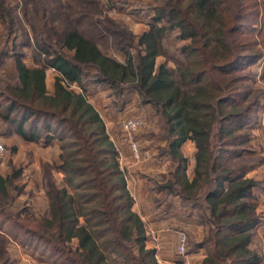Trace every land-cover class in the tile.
Instances as JSON below:
<instances>
[{
    "label": "trees",
    "instance_id": "trees-1",
    "mask_svg": "<svg viewBox=\"0 0 264 264\" xmlns=\"http://www.w3.org/2000/svg\"><path fill=\"white\" fill-rule=\"evenodd\" d=\"M35 2L22 0V6L34 9ZM97 3L65 0L61 7L72 19L58 32L40 30L38 36L31 22L35 67L26 68L22 53L15 51L16 72L0 76V120L27 142L55 140L60 150L59 163L44 166L47 210L40 215L28 207L8 209L22 172L0 174V264H11L6 245L17 238L12 228L45 246L50 264H159L155 250L145 245L144 223L131 210L124 171L104 121L86 98L87 84H107L115 96L123 88L135 91L162 119L167 143L159 153L174 165L159 188L190 204L206 228L197 245L205 251L200 264H264L250 249L252 231L260 222L253 198L258 183L244 177L245 164L235 166L246 155L261 100L250 71L263 58L261 41L254 35L259 3L158 0L151 9L154 23L139 36L116 30L108 21L114 28L109 34L105 27H95L92 35L79 29ZM174 29L188 42L170 68L162 39ZM99 42L120 51L122 60L107 54ZM6 55L1 52L0 58ZM159 56L165 62L157 65ZM48 69L57 74L51 94L45 89ZM86 71H94L89 80ZM72 83L82 92L70 90ZM186 140L195 146L190 177L179 152ZM53 171L63 175L61 185Z\"/></svg>",
    "mask_w": 264,
    "mask_h": 264
},
{
    "label": "rangeland",
    "instance_id": "rangeland-1",
    "mask_svg": "<svg viewBox=\"0 0 264 264\" xmlns=\"http://www.w3.org/2000/svg\"><path fill=\"white\" fill-rule=\"evenodd\" d=\"M64 1L65 0H36L35 8L32 9V5L23 7L20 4H16V2L12 0H0V5L3 9V15L0 16V53L4 52L7 54L6 58H0V60H3V64L0 66V76L7 75L6 73H4L3 69H5L8 65L6 64L8 61H10V64L11 61L13 62V53H15V51H17V53H22V59L26 55V50H31L32 60L34 64L36 63V57L33 52L34 40L32 38L34 34L32 33V30L30 28L31 22H33L36 26L37 35L39 34L40 30L45 31V33H51V28L55 32H58L60 29L69 26L68 23L72 19V17L71 19H68L66 15H64L65 12L61 7V3H63ZM256 1L260 6L259 11L260 9L263 11V19L264 0ZM157 2L158 0H98V3L94 6L92 5V7L90 8V20H82V22H80L77 27L85 32L90 31V35H92V29H94L95 27L100 28L101 30L109 28V30L104 32L109 34L110 31L114 29L112 26H110V24H108V22H111L114 26H116V30L124 29L127 32L129 31L134 36H139L141 34L139 33L141 26H134L132 22L135 20H132L133 18H131V16H136L134 19H147L144 14H142L141 17H137V14L141 13L139 11H142L143 13L151 11L152 7L155 6ZM37 7H40L39 9L42 10L40 14L35 15V12L33 11ZM261 23L262 26L260 28L263 27L264 19ZM255 25L254 35L257 36L260 41H262L259 33L256 31L259 28H255ZM51 41L48 40L49 43H51ZM52 42L54 43V41ZM109 42H111V40H109ZM99 43L103 45L102 42ZM169 43L170 44L168 46V50L166 51L167 54L171 57L172 61H169L168 66L170 68H173V60L181 59L180 55L177 53L178 49L180 48V44H178L174 38H171ZM25 46H27V48ZM259 47L264 52V45L262 43H260ZM102 48L107 54L113 56L119 61L122 60L123 55L116 48L111 46L107 48V45H103ZM64 54L67 57L71 56V53L67 51H65ZM164 62L165 57L160 56L157 59L156 64L158 65ZM85 73V79L89 80L93 77V73L91 71H86ZM258 80L262 83L263 89L260 90L254 85L255 77L252 83V87L254 89L262 92L260 106L257 112V120L264 117V106H262L264 104V82L261 78ZM45 84L48 85L46 86V91L50 92V86L52 84V76L50 73L48 74ZM124 89L125 91H127L126 88ZM75 91L79 92L78 90ZM111 94L113 96L115 95V91L113 89L111 90ZM114 99H117L119 101L120 98L114 96ZM133 118H139L144 121V126L137 130L134 138H140L144 142L148 143V145L152 146V149H154V146H158L159 141H161L165 136L162 119L159 116H155L150 120L148 117L144 118L136 114L130 117V119ZM256 122L251 125L250 128L251 139L244 149L246 155L236 161L235 166L245 164L247 168L245 169L244 177L252 178L258 183V186L253 191V198L254 202H256V215L258 216V218H260V222L252 231L250 249L257 252L264 261V126L255 127ZM122 123L123 122H121V124ZM121 124L119 125L120 129ZM9 129L10 126L0 120V143L4 148V153L0 157V174L2 176H6L8 174H12L15 170H20L22 173L21 177L18 180L14 181V199L12 204L7 203V205L9 204L8 209L12 212H17L23 207H28L32 212H35L37 204L39 203L35 199L37 178L33 173H38L37 169H40L41 181L43 186L44 177L46 176L44 166L45 164H49L45 162V159L49 161L52 158V154L50 150H43L38 143H34L37 144L36 146H31L29 145V142L23 139L21 141L20 138H17V134L11 133ZM152 152L156 151L150 150L149 153L151 157ZM34 167L38 168L34 170ZM55 177L57 179H60V176L56 174L55 176H53L54 181L56 179ZM6 227L9 230L11 228V225L7 224ZM12 231L17 235V238L8 239V243L6 245L11 257V264H50V260H48V256H46L49 253L46 252L47 248H45V246L35 240H31L29 237L25 236L23 232L17 229L12 228ZM183 231L187 236V251L189 254V251L195 247V244L200 243L204 239V237L202 239H197L198 241L196 240L194 242L189 240V234L194 238V235H198V232L196 230H193L192 228H185L180 232ZM180 232H178V234ZM42 255L45 257V261L42 259Z\"/></svg>",
    "mask_w": 264,
    "mask_h": 264
},
{
    "label": "crops",
    "instance_id": "crops-1",
    "mask_svg": "<svg viewBox=\"0 0 264 264\" xmlns=\"http://www.w3.org/2000/svg\"><path fill=\"white\" fill-rule=\"evenodd\" d=\"M139 12L141 13H138L137 17H141L142 14H144L147 19H134L136 16H131V18H133L132 20H135L132 24L134 26H141L139 33H143L148 31L150 26L154 23L152 20L154 14L152 10L145 13L142 11ZM156 25L159 27L162 23L160 22ZM263 27L259 28L257 32L262 40L261 43L264 45ZM178 36L179 31L176 29L169 30L165 33L162 39V48L166 53L171 38H174L175 41L180 44V47L188 42L180 40ZM25 47L27 48V46ZM179 49L177 51L178 54ZM159 57L156 58V62ZM21 61L28 69L35 67L31 50H26V55ZM6 64L8 65L3 69L4 73L13 74L16 72L14 60L13 62L11 61V64L10 61ZM91 72L94 73V71ZM251 72L255 77L254 85L260 90L263 89L262 83L258 79L261 78L264 82V52L263 58L251 67ZM49 73L52 76V84L50 86V92H47L51 94L53 92L56 73L52 69H48L46 71L45 82ZM46 86L48 85L45 84V89ZM74 88L75 90H80L79 86L76 84ZM85 90L88 102L94 107L104 121L106 133L115 149L118 151V156L120 157L119 166L127 177L126 187L132 198L131 210L137 214L144 223L146 247L155 250V258L159 264H179V260L175 255L178 232L185 228L196 230L198 235H194V238L189 234V240L195 242L197 239H202L206 235V228L198 222L196 211L190 204L183 202L178 196L168 194L164 189L159 188L169 177V172L174 165L169 156L159 153V149H163L167 142L162 139L159 141L158 146H154V149H152V146L148 145V143L140 138H134L138 144L140 153L144 151L150 152V150L156 151L151 153L152 157L150 156L149 159L135 162L132 158L125 134L119 126L121 122L130 119V117L135 114L144 118L148 117L151 120L155 116L157 117L154 109L151 105L143 104L139 94L132 90L127 89V91H125L123 88L121 94L117 96V98H120L119 101L114 99L115 95L113 96L111 94L112 88L107 84H87ZM262 106H264V104ZM17 138H20L22 141L20 136L17 135ZM29 145L36 146L37 144L29 142ZM40 147L43 150L51 151L52 158L49 161L45 159V162L50 165L59 163V142L54 140L48 144H40ZM179 152L186 159L185 175L190 177L194 167L195 146L193 142L190 140L183 142L180 145ZM37 168L38 167H34V170ZM37 170L38 173H33L37 178L35 199L39 203L35 209V214L40 215L47 210V200L42 186L41 171L39 168ZM56 174L60 176V179L55 177V183L61 185L63 175L53 171V176ZM197 245L198 243L189 251L191 264H200L205 257L204 249L197 247Z\"/></svg>",
    "mask_w": 264,
    "mask_h": 264
},
{
    "label": "built area",
    "instance_id": "built-area-1",
    "mask_svg": "<svg viewBox=\"0 0 264 264\" xmlns=\"http://www.w3.org/2000/svg\"><path fill=\"white\" fill-rule=\"evenodd\" d=\"M12 1L16 2V4L22 5L21 0H12ZM262 17H263V11L260 9L258 15V21L256 22L255 28L256 27L260 28L262 26L261 23L263 20ZM74 87H75L74 83L69 85V89L72 91H75ZM79 92H82V90L80 89ZM143 126H144V121L139 118L128 119L121 124V130L124 132L126 136L132 154V158L135 162H139L141 160H147L150 158V153L148 151H144L140 153L138 144L134 139V135L136 134L137 130ZM256 126H264V117L259 118L257 120L255 127ZM116 152H117L118 162L120 163V157L118 156V151L116 150ZM3 153H4V148L3 145L0 143V157L3 155ZM124 178L127 183V177L125 175ZM175 254L179 260V264H191L189 254L187 251V236L184 232H180L177 235Z\"/></svg>",
    "mask_w": 264,
    "mask_h": 264
}]
</instances>
